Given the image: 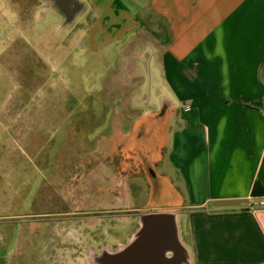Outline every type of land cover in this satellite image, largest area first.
Here are the masks:
<instances>
[{
  "label": "crops",
  "instance_id": "1",
  "mask_svg": "<svg viewBox=\"0 0 264 264\" xmlns=\"http://www.w3.org/2000/svg\"><path fill=\"white\" fill-rule=\"evenodd\" d=\"M90 16L77 50L123 45L116 79L148 72L111 127L121 145L146 144L165 178L151 208L178 209L193 264H264V0H0V80L26 59L36 75L74 59L57 33ZM141 184L125 179L118 200L144 197Z\"/></svg>",
  "mask_w": 264,
  "mask_h": 264
},
{
  "label": "rangeland",
  "instance_id": "2",
  "mask_svg": "<svg viewBox=\"0 0 264 264\" xmlns=\"http://www.w3.org/2000/svg\"><path fill=\"white\" fill-rule=\"evenodd\" d=\"M91 16L82 25L79 21L57 33L58 39L67 43L62 56L71 53L74 59L66 58L61 65L43 64L37 75L31 74L32 61L26 59L23 67L14 66L13 82L6 77L0 80V264H82L74 259L76 247H69L67 254L60 249L52 251L56 262L45 261L42 257L49 255L40 253L41 260L32 233L28 229L22 232V223L37 219L27 214L32 212V201L45 192L48 180L56 176L52 163L55 152L70 130L74 144L89 150L104 145L112 133L115 114L134 111L132 97L140 91V82L147 84L148 90L146 66L139 80H129V73L116 79L123 67V45L111 44L100 54L76 49ZM125 60L128 62L129 57ZM146 106L153 111L159 108L145 101L142 108ZM36 112L38 121L29 117Z\"/></svg>",
  "mask_w": 264,
  "mask_h": 264
},
{
  "label": "flooded vegetation",
  "instance_id": "3",
  "mask_svg": "<svg viewBox=\"0 0 264 264\" xmlns=\"http://www.w3.org/2000/svg\"><path fill=\"white\" fill-rule=\"evenodd\" d=\"M72 130L55 152L52 163L56 176L48 180L41 198L32 201V212L27 215L37 219L27 221L24 220L27 215L22 217V232L28 229L32 233L37 249L33 252L39 258L40 253L49 255L42 257L45 261L56 262L52 251L60 249L67 254L69 247L78 249L73 254L80 263L104 248L115 251L137 230L141 216L159 212L160 209L151 208L152 204L163 203L149 194L154 184L159 190L165 189V178L155 176L150 170L146 144L138 145L132 139L127 145L124 142L121 145L111 133L104 145L89 150L73 143ZM125 179L133 182L138 190L145 183L144 197L138 193L132 202L119 201ZM125 205L127 208H121Z\"/></svg>",
  "mask_w": 264,
  "mask_h": 264
},
{
  "label": "water",
  "instance_id": "4",
  "mask_svg": "<svg viewBox=\"0 0 264 264\" xmlns=\"http://www.w3.org/2000/svg\"><path fill=\"white\" fill-rule=\"evenodd\" d=\"M167 206L141 216L137 230L117 250L104 248L81 263L193 264L191 249L182 239L178 209L172 204Z\"/></svg>",
  "mask_w": 264,
  "mask_h": 264
},
{
  "label": "trees",
  "instance_id": "5",
  "mask_svg": "<svg viewBox=\"0 0 264 264\" xmlns=\"http://www.w3.org/2000/svg\"><path fill=\"white\" fill-rule=\"evenodd\" d=\"M253 193H254L255 196H260V195L263 194L262 191H261V186L258 183L256 184Z\"/></svg>",
  "mask_w": 264,
  "mask_h": 264
},
{
  "label": "built area",
  "instance_id": "6",
  "mask_svg": "<svg viewBox=\"0 0 264 264\" xmlns=\"http://www.w3.org/2000/svg\"><path fill=\"white\" fill-rule=\"evenodd\" d=\"M260 206H264V201L263 202H261V204H259ZM256 206H252V208H255Z\"/></svg>",
  "mask_w": 264,
  "mask_h": 264
}]
</instances>
